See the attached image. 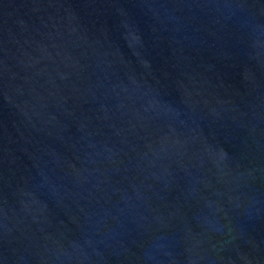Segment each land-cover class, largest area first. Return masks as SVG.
<instances>
[{
	"label": "water",
	"instance_id": "obj_1",
	"mask_svg": "<svg viewBox=\"0 0 264 264\" xmlns=\"http://www.w3.org/2000/svg\"><path fill=\"white\" fill-rule=\"evenodd\" d=\"M0 264H264V0H0Z\"/></svg>",
	"mask_w": 264,
	"mask_h": 264
}]
</instances>
